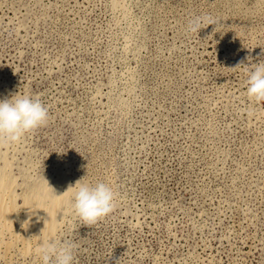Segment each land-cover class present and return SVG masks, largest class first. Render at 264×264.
<instances>
[{
    "label": "rangeland",
    "instance_id": "obj_1",
    "mask_svg": "<svg viewBox=\"0 0 264 264\" xmlns=\"http://www.w3.org/2000/svg\"><path fill=\"white\" fill-rule=\"evenodd\" d=\"M198 15L215 32H188ZM242 60L264 61V0H0V100L49 110L0 143L19 213L31 184L85 177L115 207L86 226L69 191L51 239L74 264H264V101ZM21 231H2L0 264H40Z\"/></svg>",
    "mask_w": 264,
    "mask_h": 264
},
{
    "label": "clouds",
    "instance_id": "obj_2",
    "mask_svg": "<svg viewBox=\"0 0 264 264\" xmlns=\"http://www.w3.org/2000/svg\"><path fill=\"white\" fill-rule=\"evenodd\" d=\"M203 25L215 26L213 29L215 32L219 22L211 15H198L189 19L186 30L190 33H199ZM245 59L250 61L251 57ZM240 65L245 66L244 60L240 61L236 68ZM245 68L251 69L246 81L247 96L255 101H264V61ZM48 119L49 110L38 97L17 93L10 98L2 99L0 100V143L7 145L18 143L27 134L45 126ZM84 181L85 177L77 180L75 186L69 185L66 192H74L71 201L74 214L84 225L91 226L114 210L116 194L113 188L104 182L91 185ZM25 225L27 222L22 227ZM36 238L40 240L36 249L40 264H74L73 242L45 240L42 236Z\"/></svg>",
    "mask_w": 264,
    "mask_h": 264
},
{
    "label": "bare ground",
    "instance_id": "obj_3",
    "mask_svg": "<svg viewBox=\"0 0 264 264\" xmlns=\"http://www.w3.org/2000/svg\"><path fill=\"white\" fill-rule=\"evenodd\" d=\"M7 166H5V168L8 169ZM12 178L13 177L10 176V170H9V174H8L7 171L3 167L0 166V235L2 234V231L4 229L10 230L12 232V230H14L18 225H20L22 227V225H24L25 222H27V225L22 227V231L20 234L21 239L23 241L22 243H25V242L27 243L28 242L27 239L29 238L28 236H29V234H31V235H33L34 241L39 246L40 240L37 239L36 237L42 236V238L45 240L51 239L54 231H56V228H55L56 227V221H57L56 218H57L58 214L60 213L61 209L63 208V205H65L67 202H69L70 199H68V197L70 194H69V192H66V191L62 192L60 190L61 189L60 184L63 183L61 181H60V184L59 183L56 184V182L55 183L42 182L39 184H33L32 185L30 183L31 186L28 187V192L23 195V199H22V203H21L22 204L21 208H22L23 212L21 211L22 214H20L19 211L17 210V207H16L17 205H15L13 203L14 201L12 202V200H11L12 198H10L13 194V187L15 184L14 180ZM65 187L66 186H64V188ZM62 188H63V185H62ZM64 188L62 190H64ZM7 194L9 195L8 198L5 197V195H7ZM13 196H14V194H13ZM66 210H68V209H66ZM44 228H45V230L43 231ZM12 236H13V234H12ZM16 237L17 236H15V238ZM20 240H18V241H20ZM28 240H30V239H28ZM16 241H17V239H16ZM35 242H34V244H35ZM2 244H3V242H1V245ZM8 244H10V243H8ZM7 249H9V248H7ZM36 249H37V247H36ZM24 250H26V249H24ZM24 250L22 249L20 251H24ZM28 250L29 249H27V251ZM23 254H24V252H23ZM5 256H3V257H5Z\"/></svg>",
    "mask_w": 264,
    "mask_h": 264
}]
</instances>
